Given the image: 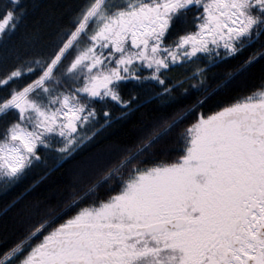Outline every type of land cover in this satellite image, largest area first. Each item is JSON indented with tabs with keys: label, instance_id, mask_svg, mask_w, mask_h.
Masks as SVG:
<instances>
[{
	"label": "snow or ice",
	"instance_id": "1",
	"mask_svg": "<svg viewBox=\"0 0 264 264\" xmlns=\"http://www.w3.org/2000/svg\"><path fill=\"white\" fill-rule=\"evenodd\" d=\"M0 264H264V0H0Z\"/></svg>",
	"mask_w": 264,
	"mask_h": 264
},
{
	"label": "trees",
	"instance_id": "2",
	"mask_svg": "<svg viewBox=\"0 0 264 264\" xmlns=\"http://www.w3.org/2000/svg\"><path fill=\"white\" fill-rule=\"evenodd\" d=\"M3 207V204H2V202H0V208H2Z\"/></svg>",
	"mask_w": 264,
	"mask_h": 264
}]
</instances>
